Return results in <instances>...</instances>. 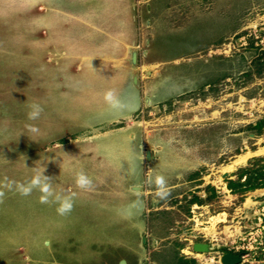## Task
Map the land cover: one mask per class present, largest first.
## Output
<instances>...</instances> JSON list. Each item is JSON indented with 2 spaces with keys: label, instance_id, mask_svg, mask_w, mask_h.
Listing matches in <instances>:
<instances>
[{
  "label": "rangeland",
  "instance_id": "obj_1",
  "mask_svg": "<svg viewBox=\"0 0 264 264\" xmlns=\"http://www.w3.org/2000/svg\"><path fill=\"white\" fill-rule=\"evenodd\" d=\"M257 159L264 0H0V264H264Z\"/></svg>",
  "mask_w": 264,
  "mask_h": 264
},
{
  "label": "clouds",
  "instance_id": "obj_2",
  "mask_svg": "<svg viewBox=\"0 0 264 264\" xmlns=\"http://www.w3.org/2000/svg\"><path fill=\"white\" fill-rule=\"evenodd\" d=\"M104 101L106 102V104L109 106L110 109L121 110L119 112L132 109V108H126V106L121 105L120 101L116 98L114 89H110L105 92ZM29 108H30V111L27 114V119L30 121L38 120L44 111V108L39 103H32L29 105ZM26 128L31 133L39 132V129L32 124L26 125ZM75 183H76V186L82 190H92L94 188L92 179L83 171L77 173L76 178H75ZM154 183L156 185L157 196L161 200H166L170 196V191L168 189L167 181L165 180L164 176L162 175L156 176ZM14 184L16 185V191L21 196H25V197L29 196L32 191V188L37 185H40V191L43 193H48V190H49V185L47 183L42 184L39 175L35 176L31 180L30 184L28 185L19 183L14 180H8V178L5 177L3 181H0V203H3V200L5 198V191H3L2 189H8L9 191H11L12 186ZM162 189H164V191H161ZM57 199L59 201V204H58L59 206L56 209L58 215L60 216L69 215L72 212L73 207H74V199L72 197H65L62 200L58 197ZM39 200H40V203L46 204L47 196H41ZM123 214L129 217L132 215L130 212L123 213Z\"/></svg>",
  "mask_w": 264,
  "mask_h": 264
},
{
  "label": "bare ground",
  "instance_id": "obj_3",
  "mask_svg": "<svg viewBox=\"0 0 264 264\" xmlns=\"http://www.w3.org/2000/svg\"><path fill=\"white\" fill-rule=\"evenodd\" d=\"M135 81H136V78H135ZM134 136V135H133ZM260 149H261V147H260ZM249 152V151H248ZM258 153H260V152H258ZM256 154H257V152H256ZM251 154H247V155H244V156H239V158L235 161V162H233V164L231 165V166H229V167H227L226 168V170L228 171V170H232V169H234L236 166H238V165H241V164H243L245 161H246V159L248 158V156H250ZM224 168V167H223ZM218 217V216H217ZM219 219V218H218ZM205 249V248H204ZM199 255V254H198ZM202 256V255H201ZM223 257V256H222ZM221 261H222V258H221Z\"/></svg>",
  "mask_w": 264,
  "mask_h": 264
},
{
  "label": "water",
  "instance_id": "obj_4",
  "mask_svg": "<svg viewBox=\"0 0 264 264\" xmlns=\"http://www.w3.org/2000/svg\"><path fill=\"white\" fill-rule=\"evenodd\" d=\"M238 259L232 253H227L222 257L223 264H236Z\"/></svg>",
  "mask_w": 264,
  "mask_h": 264
},
{
  "label": "trees",
  "instance_id": "obj_5",
  "mask_svg": "<svg viewBox=\"0 0 264 264\" xmlns=\"http://www.w3.org/2000/svg\"><path fill=\"white\" fill-rule=\"evenodd\" d=\"M263 161H264V159L255 160V162L252 163V167H256V166L260 165V162H263ZM260 168L264 169V166H260ZM263 174L264 173H262V172L260 173V175H263ZM260 180H262V177L260 178ZM259 185H264V181L263 180L260 181Z\"/></svg>",
  "mask_w": 264,
  "mask_h": 264
}]
</instances>
